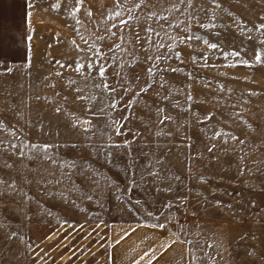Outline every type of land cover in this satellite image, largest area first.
<instances>
[{"label":"rangeland","instance_id":"1","mask_svg":"<svg viewBox=\"0 0 264 264\" xmlns=\"http://www.w3.org/2000/svg\"><path fill=\"white\" fill-rule=\"evenodd\" d=\"M139 224L264 264V0H0V264Z\"/></svg>","mask_w":264,"mask_h":264},{"label":"crops","instance_id":"2","mask_svg":"<svg viewBox=\"0 0 264 264\" xmlns=\"http://www.w3.org/2000/svg\"><path fill=\"white\" fill-rule=\"evenodd\" d=\"M121 240L113 264H189L188 246L166 226L127 225Z\"/></svg>","mask_w":264,"mask_h":264},{"label":"snow or ice","instance_id":"3","mask_svg":"<svg viewBox=\"0 0 264 264\" xmlns=\"http://www.w3.org/2000/svg\"><path fill=\"white\" fill-rule=\"evenodd\" d=\"M212 47H215V45H212ZM257 59H259V56H257ZM35 147V146H34Z\"/></svg>","mask_w":264,"mask_h":264}]
</instances>
